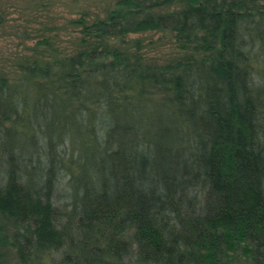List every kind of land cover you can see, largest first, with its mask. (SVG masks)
Returning a JSON list of instances; mask_svg holds the SVG:
<instances>
[{
    "label": "trees",
    "instance_id": "1",
    "mask_svg": "<svg viewBox=\"0 0 264 264\" xmlns=\"http://www.w3.org/2000/svg\"><path fill=\"white\" fill-rule=\"evenodd\" d=\"M75 24L76 55L0 80V264H264V0ZM150 30L182 55L131 49Z\"/></svg>",
    "mask_w": 264,
    "mask_h": 264
},
{
    "label": "rangeland",
    "instance_id": "2",
    "mask_svg": "<svg viewBox=\"0 0 264 264\" xmlns=\"http://www.w3.org/2000/svg\"><path fill=\"white\" fill-rule=\"evenodd\" d=\"M116 2L0 0V80L3 78L8 83L18 81L24 74V66L35 61L76 55L85 46L82 26H77L76 21L80 17L88 22L104 17ZM130 38H133L131 49L135 48V40L141 39V50L150 61L163 62L182 55L174 39L162 31L131 33Z\"/></svg>",
    "mask_w": 264,
    "mask_h": 264
}]
</instances>
